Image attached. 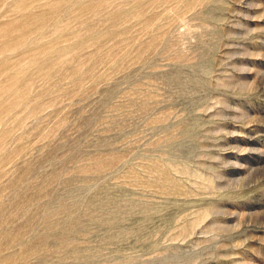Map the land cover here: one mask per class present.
<instances>
[{
  "label": "rangeland",
  "instance_id": "obj_1",
  "mask_svg": "<svg viewBox=\"0 0 264 264\" xmlns=\"http://www.w3.org/2000/svg\"><path fill=\"white\" fill-rule=\"evenodd\" d=\"M0 264H264V0H0Z\"/></svg>",
  "mask_w": 264,
  "mask_h": 264
}]
</instances>
